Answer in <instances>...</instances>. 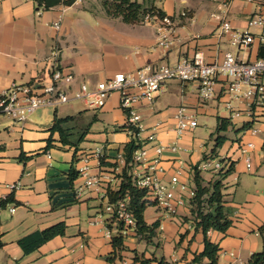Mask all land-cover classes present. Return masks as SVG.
<instances>
[{
    "label": "crops",
    "instance_id": "0c3cea01",
    "mask_svg": "<svg viewBox=\"0 0 264 264\" xmlns=\"http://www.w3.org/2000/svg\"><path fill=\"white\" fill-rule=\"evenodd\" d=\"M138 1L172 17L170 45L157 44V16L126 22L121 16L109 15L103 0L59 3L50 8H38L35 0H0V94L13 82L34 86L48 82L57 64L75 74L73 87L83 81L93 87L117 72L133 71L147 64L175 65L196 52H201L208 62H220L227 51L245 61L264 56V48L257 40L248 48H236L230 44L229 34L221 29L222 20L228 19L233 27L258 34L260 28L248 24L257 11L255 3ZM54 47L60 49L57 58L51 53ZM228 83V76L220 75L215 96L202 101L197 81H168L153 108L139 105L146 128L140 137L144 139L155 131L157 143L177 146L175 150L166 147L160 155L166 179L177 167L184 168L182 178L192 184L195 167L206 181L226 174L224 200L233 208L232 224L225 232L211 229L207 235L220 246L218 264H247L251 255L263 248L260 228L264 224V106L255 105L249 114L247 100H231ZM227 101L241 114L234 115L226 107ZM180 106H186L198 120L197 127L181 135L176 131ZM200 116L212 119L214 124L205 141L195 135ZM56 117L69 118L63 124V133L52 129ZM219 117L229 122L220 134L216 132ZM125 120L118 92L110 94L101 108H92L84 100L56 108L40 107L24 124L0 114V201L10 194L15 198L0 211V264H121L122 259L130 264L136 252L146 257L163 256L174 264H202L194 257L204 249L203 231L189 220L181 222L163 215L154 205L146 208L145 220L150 225L159 222L154 229L156 244L139 239L134 232H115L117 227L104 209L107 199L103 190H117L121 184L124 166L117 156L132 140ZM251 127L260 132L252 134ZM219 135L223 138L220 144ZM248 141L254 147L244 153L241 147ZM99 146L106 153L101 162L91 154ZM146 147L149 157L156 156L154 142ZM247 155L251 157V167L247 165ZM208 156L229 158L232 165L225 171H203L199 167ZM84 157L90 158V172L101 175L100 188L79 190L83 178L78 175V168ZM12 183L19 187L11 188ZM187 206L181 214L190 217ZM59 222L65 223L64 235L53 237L29 254L19 245L22 237ZM106 225L114 229L113 236L124 237L125 249L118 250L122 259L114 254L113 236H107Z\"/></svg>",
    "mask_w": 264,
    "mask_h": 264
},
{
    "label": "built area",
    "instance_id": "2783aa9c",
    "mask_svg": "<svg viewBox=\"0 0 264 264\" xmlns=\"http://www.w3.org/2000/svg\"><path fill=\"white\" fill-rule=\"evenodd\" d=\"M79 1V0H61ZM257 5V11L248 20L249 26L260 28L258 34H254L249 29H238L232 26L228 19H223L221 29L229 34V42L236 48H248L256 40L264 48V0H247ZM44 7V6H43ZM157 16L160 31L158 45L168 46V38L173 31L174 21L170 15L160 16L158 12L147 13L145 20H150ZM60 28V24H56ZM52 56L57 58L60 49L54 47ZM225 74L229 78L227 93L231 100H247L249 114L252 115L253 107L264 106V56L254 61L240 59L233 52L227 51L220 62H208L201 52H196L192 58H182L175 65L153 66L147 64L136 70L129 72H117L111 77L97 82L93 87L88 82H81L77 87H73L75 74L60 66L55 65L51 78L48 82L40 86L21 84L13 82L0 94V114L9 115L14 121L26 123L29 116L40 107L56 108L62 104L76 100H84L92 108H101L113 92L120 94V106L126 114L125 128L139 147L134 151L132 159L126 162L125 151L118 153V158L124 168L128 169L132 183L139 189H143L148 198L154 203L163 215L178 218L184 221L181 209L189 204L191 198L196 194L195 184L189 179H183L185 175L183 167H177L166 179L165 168L161 165L160 155L166 147L172 150L177 146H164L157 143V134L152 131L146 138L142 139L140 134L146 129L143 124L142 114L139 110L140 104H145L148 108H153L158 94L164 92L167 83L173 79L181 81H197L199 83L198 95L200 100L207 101L215 96L217 78ZM226 107L232 110L234 115L241 114L231 101L226 102ZM176 131L179 135L187 130H193L198 126V120L188 113L186 106H180L177 114ZM252 134H257L260 129L251 127ZM154 142L156 156L149 157L147 144ZM254 147L251 141L243 143L241 150L245 153ZM91 154L103 161L106 159L104 148L99 146L91 151ZM83 165L78 168V175L83 178L79 190L85 187L101 186V175L90 172V158H83ZM248 167H251V157H246ZM232 165L229 158L218 159L208 156L202 162L203 171H225ZM194 170V169H193ZM11 188H18V183L10 184ZM104 189L103 197L107 199L105 212L109 214L111 221L116 225L115 232L122 235L135 232L136 218L129 208V197L118 198L111 201L109 191ZM114 190V189H113ZM14 210V208H12ZM189 223L193 224L190 220ZM120 226V227H119ZM114 229L106 225V234L112 237ZM234 255V252H230ZM121 264H129L128 260L122 259Z\"/></svg>",
    "mask_w": 264,
    "mask_h": 264
},
{
    "label": "trees",
    "instance_id": "16d2710c",
    "mask_svg": "<svg viewBox=\"0 0 264 264\" xmlns=\"http://www.w3.org/2000/svg\"><path fill=\"white\" fill-rule=\"evenodd\" d=\"M37 7L44 6L50 8L59 3L70 4L71 1L61 0H35ZM104 7L109 15L121 16L126 22L136 23L144 20L147 13L154 14L158 12L160 16L165 15V12L156 9L155 7L145 6L144 3L138 0H103ZM69 118L56 117L53 125V130H58L63 133V124ZM219 123L216 132L220 134L222 130L227 129L229 122L224 118L219 117ZM64 141L65 138H62ZM222 136L217 137L218 144L222 142ZM139 147L136 140L132 138L125 146L126 162L129 163L132 159L134 151ZM25 160L24 157H20ZM127 166L121 173V184L117 190L109 191V198L115 201L118 198L129 197V208L133 211L136 218V229L134 235L139 239H144L147 242L155 236L154 229L159 225V222L148 224L145 220V210L148 206L154 205L148 198H145L146 193L143 189H139L132 183L131 176L129 175ZM193 174V182L196 187V194L191 198L189 205L190 217L183 216L184 221L192 220L196 229H201L204 233V249L200 253H196L194 261L202 264H218L220 246L218 243L213 242L207 235L211 229L225 232L232 224L231 215L233 208L227 206L224 200L225 184L223 179L225 173L220 174L217 178L206 181L195 167ZM73 177L77 176L76 172L72 173ZM14 195L10 194L8 197L0 201V211L6 206L8 202L14 201ZM1 223V221H0ZM120 227V226H119ZM260 233L263 237V248L260 251L254 252L249 258L247 264H264V224L260 228ZM65 234V223L59 222L45 229L36 230L21 239L18 243L26 254L32 253L37 250L42 244L52 239L57 235ZM148 238H150L148 240ZM114 254H118L122 259V254L118 252L119 248L125 249L124 237L120 234L113 236ZM2 242L0 241V246ZM115 257V256H114ZM207 259L206 262H203ZM130 264H174L165 257H158L153 255L146 257L144 254L135 253Z\"/></svg>",
    "mask_w": 264,
    "mask_h": 264
},
{
    "label": "rangeland",
    "instance_id": "374dc122",
    "mask_svg": "<svg viewBox=\"0 0 264 264\" xmlns=\"http://www.w3.org/2000/svg\"><path fill=\"white\" fill-rule=\"evenodd\" d=\"M200 126L195 130V135L197 137H199V139H201L202 141H205L208 137V135L210 134L211 130H212V126L214 125L212 122V119L209 118H204L200 116ZM150 238H148L149 240ZM155 243L156 244V240H154L153 238H151L148 243ZM157 243L159 244L160 241L157 240Z\"/></svg>",
    "mask_w": 264,
    "mask_h": 264
}]
</instances>
